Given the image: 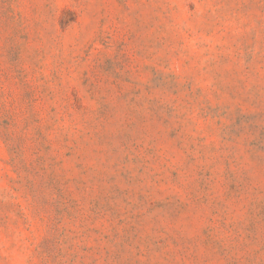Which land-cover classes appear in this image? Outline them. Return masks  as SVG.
Returning <instances> with one entry per match:
<instances>
[{
	"label": "rangeland",
	"instance_id": "1",
	"mask_svg": "<svg viewBox=\"0 0 264 264\" xmlns=\"http://www.w3.org/2000/svg\"><path fill=\"white\" fill-rule=\"evenodd\" d=\"M0 264H264V0H0Z\"/></svg>",
	"mask_w": 264,
	"mask_h": 264
}]
</instances>
